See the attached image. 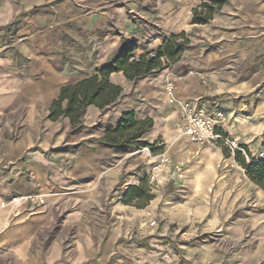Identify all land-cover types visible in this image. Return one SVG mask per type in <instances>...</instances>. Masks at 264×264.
<instances>
[{
	"label": "rangeland",
	"instance_id": "1",
	"mask_svg": "<svg viewBox=\"0 0 264 264\" xmlns=\"http://www.w3.org/2000/svg\"><path fill=\"white\" fill-rule=\"evenodd\" d=\"M240 1L228 0L210 21L195 24L202 0H0V83L8 88L33 76L42 96L52 91L48 81L89 75L104 32L76 16L79 8L124 5L130 57H153L172 33L181 45L174 58L162 57L151 73L127 83L125 94L143 100L136 88L164 89L160 102L175 115L164 85L177 78L178 98L220 107L223 131L239 146L182 138L178 147L157 137L144 146L148 156L142 147L105 144L111 116L73 128L26 98L0 112V142L23 147L34 140L27 151L44 144L58 168L23 172L30 184L19 183L0 201L11 211L0 230V264H264V189L240 164L260 161L264 144V0H243V10ZM76 156L93 160L92 168H74ZM28 195L39 198L9 203Z\"/></svg>",
	"mask_w": 264,
	"mask_h": 264
},
{
	"label": "crops",
	"instance_id": "2",
	"mask_svg": "<svg viewBox=\"0 0 264 264\" xmlns=\"http://www.w3.org/2000/svg\"><path fill=\"white\" fill-rule=\"evenodd\" d=\"M249 1H251V5L255 4V0ZM245 3V5H248V2ZM240 5H242L241 9L243 10V0L240 1ZM97 6L96 10L93 9L87 11L80 7L79 9L81 10V13L76 16L84 15L87 18L89 17L88 23L94 27V30L104 32L103 36L98 39L96 47L97 57H99L98 67H101L113 61V59H115L123 50H128V44L124 42L126 37L125 35H122V32L126 33L129 30H132V28L130 27L129 19H127V10L124 5L116 7L114 3H111L104 5L100 4ZM117 25H119L120 31L118 34L114 33V29L117 28ZM243 44L245 46V42ZM161 45L162 42L158 43L156 47L158 48ZM130 52L131 51L129 50V55ZM137 58L131 57L130 59ZM96 69H94L93 72ZM93 72L70 82L58 81L57 83L56 80H53L52 82L48 81V85L51 86L52 91L50 94H43L42 96L41 92L44 91V87L40 86L38 83H34L33 76L26 79L28 81L15 82V84H11L9 88L7 86L8 83H0V112H3L10 107L22 106L26 98L30 100L29 104H27L28 106L35 107L43 104L50 108V104L57 99L60 91L59 88L62 85L74 84L75 82L90 76ZM109 79L111 82L121 87V95L113 103L106 105V107L102 109L96 105L90 104V106L85 109L82 118L84 124H90L99 120L104 122L111 116L115 121L113 127L115 128L123 112H132L136 120L148 117L154 122L152 128L143 135V139L147 142L151 143L157 137H161L165 140L168 138L174 139L176 141L175 146L178 147L185 143L179 141V139L182 138H177L176 129L173 125L174 120L177 118L176 112L174 111L175 115L170 114L169 106L166 105L165 102H160L161 98L164 96V89L160 90L156 86H154L152 90L146 87L136 88L137 98H142V94L144 96V99L140 100L125 94L128 89L126 87L127 83H131L137 78L130 80L125 77L123 72H112ZM180 93L183 95L184 92L181 90ZM127 97L130 99L127 100ZM202 103L208 109H214L212 108L211 103L206 100H203ZM109 107H112V110L107 111ZM107 112L111 114H107ZM99 135L97 137L101 138ZM33 142L34 140L27 139L24 142L23 147L22 143L18 147L12 143L5 142V148H3V143L0 142V201H5L9 197V193L13 189L18 188L19 183L24 185L26 183L30 184L28 182L30 180H26V175L23 176V172H28V170L41 172L48 169L55 170L58 168V163L53 158L46 157L45 151L42 149L44 144L42 147H33L27 151L26 146L29 147ZM92 144V142H89L90 148L93 146ZM90 148H88V151H90ZM23 157H25V161H22L24 159ZM16 159L21 160L20 164H11L6 171L1 168V166H5V163L14 162ZM70 163L75 166L74 168H76V166L80 167L85 163L86 170L91 169L93 166V160H83L77 156L75 159H72V162ZM10 214L11 211L9 207H0V230L3 229L9 221L8 218Z\"/></svg>",
	"mask_w": 264,
	"mask_h": 264
},
{
	"label": "trees",
	"instance_id": "3",
	"mask_svg": "<svg viewBox=\"0 0 264 264\" xmlns=\"http://www.w3.org/2000/svg\"><path fill=\"white\" fill-rule=\"evenodd\" d=\"M227 2L228 0H202L199 7L193 10L191 22L207 23ZM176 36L172 34L169 40L155 50L153 57L140 55L137 59H130L129 50H123L113 61L98 67L90 76L74 84L62 85L57 99L50 104L48 118L57 120L58 117L63 116L68 119L71 127L80 125L85 109L90 104L102 109L121 95V87L109 79L112 72H123L130 80L151 73L162 57L172 59L181 51V45L176 42ZM153 124L151 118L136 120L132 112H123L117 126L105 130L104 142L108 146L119 149L124 146L152 148L153 144L144 140L143 135L152 128ZM240 164L246 168L251 181L264 189V160L251 162L248 165L240 161ZM131 189L137 196L141 194L139 188L131 187Z\"/></svg>",
	"mask_w": 264,
	"mask_h": 264
},
{
	"label": "built area",
	"instance_id": "4",
	"mask_svg": "<svg viewBox=\"0 0 264 264\" xmlns=\"http://www.w3.org/2000/svg\"><path fill=\"white\" fill-rule=\"evenodd\" d=\"M176 79L170 78L166 80L164 85L167 103L175 107L174 110L177 114L175 122L176 135L179 138H185L198 144H221L232 151L239 149L237 141L223 131L227 124V118L221 108L211 110L205 107L198 99L190 97L178 98ZM140 151L151 156L148 147H142ZM258 158L259 160L264 159V144ZM167 160V158H163L164 162ZM28 198H39V196L13 197L9 203H16Z\"/></svg>",
	"mask_w": 264,
	"mask_h": 264
},
{
	"label": "bare ground",
	"instance_id": "5",
	"mask_svg": "<svg viewBox=\"0 0 264 264\" xmlns=\"http://www.w3.org/2000/svg\"><path fill=\"white\" fill-rule=\"evenodd\" d=\"M24 198V197H23Z\"/></svg>",
	"mask_w": 264,
	"mask_h": 264
}]
</instances>
